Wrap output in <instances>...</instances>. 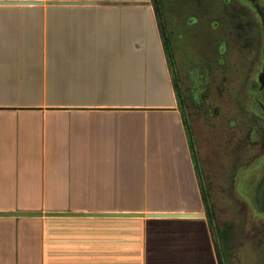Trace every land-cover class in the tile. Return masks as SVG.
Listing matches in <instances>:
<instances>
[{
    "label": "crops",
    "instance_id": "obj_1",
    "mask_svg": "<svg viewBox=\"0 0 264 264\" xmlns=\"http://www.w3.org/2000/svg\"><path fill=\"white\" fill-rule=\"evenodd\" d=\"M0 2L43 3L0 5V213H203L158 17L124 5L150 0ZM226 249L207 219L0 217V264H217Z\"/></svg>",
    "mask_w": 264,
    "mask_h": 264
},
{
    "label": "rangeland",
    "instance_id": "obj_2",
    "mask_svg": "<svg viewBox=\"0 0 264 264\" xmlns=\"http://www.w3.org/2000/svg\"><path fill=\"white\" fill-rule=\"evenodd\" d=\"M163 1L165 16L176 34L177 69L182 77L178 85L185 99V111L182 115L191 128L203 187L208 193L207 202L213 213L215 226L230 228L231 239L227 243L226 258L233 259L231 264H255V245L247 243L244 236L257 237L259 230H263L256 220V215L260 213L255 198L257 196L251 192H239V181L232 188L230 166L233 158L231 152L228 156L227 147L229 132L233 129L229 125H237L238 109L243 99L242 84L236 72L239 67L230 59V53L229 66L222 65L223 60L219 56L224 53L223 45H220L217 57L218 43L224 37L220 32L213 34L214 36L209 35V28L205 25L208 20L204 12L206 0ZM199 2H202V6ZM180 7L185 13L182 17L179 15ZM209 65L213 66L212 77L206 82L192 83L189 73L204 74V68L208 69ZM248 86L249 84L245 86L246 91ZM191 88L194 93H199L196 101L192 97L194 93L191 94ZM229 148L233 146L230 145ZM224 262L227 264L226 259Z\"/></svg>",
    "mask_w": 264,
    "mask_h": 264
},
{
    "label": "flooded vegetation",
    "instance_id": "obj_3",
    "mask_svg": "<svg viewBox=\"0 0 264 264\" xmlns=\"http://www.w3.org/2000/svg\"><path fill=\"white\" fill-rule=\"evenodd\" d=\"M153 1L150 0L151 4ZM198 4L201 5L202 2ZM204 4H206L205 16L208 18L205 25L209 28H207L209 35L220 32L224 37L218 43L217 57L220 45H223L224 53L219 56L223 60L222 65H228L230 53V59L236 67H239L236 72L239 82L242 84L243 99L238 109L237 125H229L230 128L233 127L227 141L228 156L231 152V158H233L230 174L232 188L236 181H239V192H243V194L251 192L257 196L255 198L260 213L256 215V220L263 230H259L257 237L244 236V239L247 243L255 245L254 250L257 253L255 264H264V0H206ZM164 6V1L159 0V13L165 21L177 67V48L174 38L176 34L165 16ZM182 9V7L179 8L181 17L185 14ZM188 26L190 27V25ZM217 61L219 63V59ZM212 68V65H209L206 70L204 68V74L194 75L190 72L191 82L208 81L213 75ZM176 71V75L172 74V78L176 91L178 90L180 93L181 88L178 84L180 80L182 81V77H180L178 69ZM247 84H249V88L246 91ZM190 91L191 94L194 93L192 88ZM198 96V92L192 95L195 101ZM230 145L233 148H229ZM243 224L246 225L245 220H243ZM232 260L228 258L227 264H231Z\"/></svg>",
    "mask_w": 264,
    "mask_h": 264
},
{
    "label": "water",
    "instance_id": "obj_4",
    "mask_svg": "<svg viewBox=\"0 0 264 264\" xmlns=\"http://www.w3.org/2000/svg\"><path fill=\"white\" fill-rule=\"evenodd\" d=\"M52 6H95V3H46ZM0 5H19V6H41L42 2H0ZM126 6L146 7L151 3H129ZM155 15L158 17L159 10L152 4ZM204 212L199 214H95V213H0V217L6 218H167V219H207L210 229H213V224L209 222L211 214L207 200L203 197ZM217 264H224L221 256L217 255Z\"/></svg>",
    "mask_w": 264,
    "mask_h": 264
},
{
    "label": "trees",
    "instance_id": "obj_5",
    "mask_svg": "<svg viewBox=\"0 0 264 264\" xmlns=\"http://www.w3.org/2000/svg\"><path fill=\"white\" fill-rule=\"evenodd\" d=\"M153 3L155 4V7L159 10V0H154ZM158 26H159V30L161 33V39H162V43H163V47L166 53V57L168 60V64H169V68L171 69L172 74L176 75V62H175V55L173 53L172 47H171V40L169 38V35L167 33V29H166V24L165 21L163 19V17L161 16V14L159 13L158 15ZM177 95H178V102H179V109L181 111V113H184V109H185V99L180 95V93L177 90ZM184 123L186 126V134H187V140H188V144H189V148H190V153H191V158L192 161L195 165L196 171H197V175L199 178V182L202 185V194L203 197L207 200L208 199V193L206 191V189L203 187V183H202V176H201V172H200V167H199V159L197 157V153L196 150L194 148V141H193V135L192 132L190 131V125L187 123V119H184ZM208 201V200H207ZM209 222L211 224H213V231L215 234V238L217 239L219 246L221 249H226L227 248V243L229 242L231 236H230V228H218L215 226V221H214V217H213V213L211 212L210 217H209ZM219 252L221 253V255L226 256V252H224V254L219 250ZM226 261H228V259H226ZM223 263L224 259H223Z\"/></svg>",
    "mask_w": 264,
    "mask_h": 264
}]
</instances>
